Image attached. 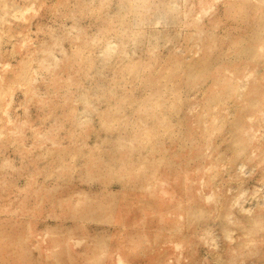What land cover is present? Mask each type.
<instances>
[{
  "label": "rangeland",
  "instance_id": "rangeland-1",
  "mask_svg": "<svg viewBox=\"0 0 264 264\" xmlns=\"http://www.w3.org/2000/svg\"><path fill=\"white\" fill-rule=\"evenodd\" d=\"M0 264H264V0H0Z\"/></svg>",
  "mask_w": 264,
  "mask_h": 264
}]
</instances>
